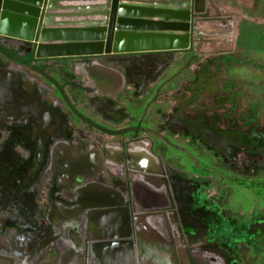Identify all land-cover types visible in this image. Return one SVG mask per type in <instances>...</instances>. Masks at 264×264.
Here are the masks:
<instances>
[{
    "label": "rangeland",
    "instance_id": "374dc122",
    "mask_svg": "<svg viewBox=\"0 0 264 264\" xmlns=\"http://www.w3.org/2000/svg\"><path fill=\"white\" fill-rule=\"evenodd\" d=\"M206 12L202 33L193 38L192 32L190 47L179 53L119 54L114 60L98 61L99 67L96 61L87 63L88 75L75 70L73 65L83 66L79 62L46 71L64 87L76 111L93 123L125 132L101 133L70 113V127L76 136V146L71 147L82 148L78 150L83 154L91 147L101 150L106 145L107 152L109 147L121 151L110 144L144 140L145 144H138L154 148L162 158L169 195L152 192L139 183L135 184V201L130 198L129 202L130 206L135 203V213L149 210L152 215H161L164 213L160 211L165 210L169 231L166 226L163 229L171 234L175 251L184 247L189 256L209 264H264V0H209ZM196 29L200 31L199 23ZM7 62L12 64L11 60ZM12 71L20 79H32L39 94L63 103L62 94L36 73L23 68ZM107 71L119 72L123 83L117 93L103 96L94 84L107 79ZM165 94L170 95L173 106L163 97ZM174 99L180 102L175 104ZM62 111L69 117L71 111L66 106ZM0 134L2 144L8 135ZM65 145L57 143L52 148L49 165L42 170L29 162L31 167L23 185H12L13 193L17 188L24 190L27 198L19 199L13 193L6 198L0 196V254L9 257L12 264H23L28 256L35 258V249L27 253L26 245H34L38 235L46 232L50 239L54 238L57 232L51 228L52 213L57 206L68 205L73 210L81 203L82 191L84 196H101L76 187L84 183L82 177L89 179L82 172L94 171L96 159L100 158L104 168H111L109 156L104 165L99 151L92 148L84 157L76 150L73 157L74 151ZM23 151L16 147L13 154L24 156ZM60 160L77 163L71 175L76 177L75 183L65 180L68 167ZM161 168L159 172L150 168L155 178L161 177ZM125 172L122 177L107 172L96 178L113 177V184L125 187L124 181L130 178L128 166ZM54 187L60 193L65 188L72 190L64 192L59 201L52 195ZM146 192L155 198H146ZM90 202L94 207L86 205L87 208H100L96 200L91 198ZM146 202L148 207L139 208ZM59 213L62 215L55 217L57 225L62 223L70 229L72 217L66 218L69 215L62 210ZM42 239L39 241H45L46 235ZM57 243L58 240L52 243L53 248L49 247L45 264H57L61 249ZM135 243H139L136 234ZM47 247L33 264L46 258Z\"/></svg>",
    "mask_w": 264,
    "mask_h": 264
},
{
    "label": "flooded vegetation",
    "instance_id": "af4514ba",
    "mask_svg": "<svg viewBox=\"0 0 264 264\" xmlns=\"http://www.w3.org/2000/svg\"><path fill=\"white\" fill-rule=\"evenodd\" d=\"M3 54L4 53H2V55ZM29 54L31 53H27L26 55H20L18 53V55L22 58H27ZM134 54L137 56L139 55L144 56L141 53H134ZM2 55H0V71L10 70L11 72H13L12 71L13 69L15 70L18 69L19 71L20 68H23V69L36 73L38 76L42 77V79L47 81V83H50L55 89H57V91L60 94H62L63 103H60V101L57 100V98L55 100L54 99L55 97L52 98L51 96H48L46 94L45 95L39 94L38 90L34 86V81L32 79H25V80L24 78L20 79L19 75L13 72L16 74V77H17V86L19 88L18 91H19L20 96L17 98L6 96L5 98L0 99V132H4L6 133V135H8L5 141H3L2 144H0V190L2 188V191L0 192L1 197L6 198L7 196H11V194L13 193L12 191L13 184L17 185L18 183H22L23 185V182L25 181L24 176L26 172L28 171V169L31 167V166L30 167L28 166L29 162H31V164L33 163L34 166L36 165V168L41 167L40 170H42L44 167H48L50 159H51L52 148L57 143H64L66 144L65 145L66 147H68L71 151H74L73 157L76 156L74 155L76 150L82 149V148L74 149L73 147H71L72 145L76 146V141H75L76 136H75L74 128L70 127L71 126L70 113H72L76 119L80 120L82 124H85V125L88 124L89 128H93V129L96 128L101 133H105V134L107 133L108 135L109 134L110 135L111 134L112 135L113 134L122 135L125 133L124 129L113 130V129H109L108 127L93 123V121H91L88 117L82 115L79 111H76V108L69 100L68 95L64 92V87L46 71V69H51V70L57 69L58 70L60 67L63 66L62 64L58 62H54L50 64L48 60H45V59L40 60V59L35 58L37 61L34 64L36 65V67L45 68L44 71L48 75V77H46L43 74L35 71L34 69L21 65L20 63L14 60L12 61V64H10L9 62H7V60H5L6 58L5 56H3L5 58H2ZM117 56H119V54H110V55L103 54L101 56H96L94 58H91L89 61V64L90 63L92 64L94 63V61H96V64L99 67L98 61L105 62L107 60H114L116 58H119ZM79 63H81L83 66H77L78 64H75L73 65L75 70L76 71L79 70L81 71V73L88 75V71L87 69H85L87 62L80 61ZM8 65L9 67L7 68ZM16 66H19L20 68H17ZM116 84H117L116 82L113 83V80L111 77L107 76V79H105L102 83L101 82L100 84L95 83L94 86L96 87L99 86L97 88L98 93L102 92V95L104 96L106 94L108 95V93L110 94L117 93L118 91H116L115 89V87H117ZM169 96H170L169 94H165L163 97L167 99L169 105L173 106L174 102L171 99H169ZM174 101H175V104H178L180 102V101L178 102L176 99H174ZM19 103L20 105H23V106H20ZM65 106L69 109V111H71L68 114L69 117H67L63 113V111L61 112V108H65ZM137 130L138 128L135 129V131ZM131 132L132 130L131 131L129 130V133ZM80 134L81 133L77 135V138H80L81 136ZM19 141L21 142V144L18 145ZM139 141L128 142L124 145L120 144L126 148L125 149L126 164L134 165L135 174H138V176L140 173H142L140 174L142 176L146 175L143 172V170H145L144 168L146 167V165H148L150 168L155 167L157 172H159L158 168L162 167L161 170L163 169L162 170L163 172L161 173V177L163 179L161 177H159V179L155 178V175H153L147 179V182L146 180L144 182L148 183L149 185L157 184L158 186L156 187H159L162 190L154 191V192L158 194H160V192H164L168 196L169 190H168V184H165L167 183L166 176H165L166 172L164 169L165 166L162 162V158H160L159 154L156 153L154 148L150 149L149 147V149L147 148L149 152L146 151L144 148H142L138 144V143L145 144L143 142L144 140L140 142ZM16 147L24 150L26 154L24 156L22 155L18 156V155L13 154V150H15ZM92 148L95 150L98 149L95 146V147L89 148V150ZM108 150L109 152H113L115 154L120 152L119 148H114V147H109ZM27 152L32 153L33 157L31 155H30L31 157L28 156ZM128 153L131 156H129ZM107 157L108 156H106V158ZM65 160L63 161L60 160L62 161L61 162L62 164L68 167L67 176L69 175V177L66 178L67 177L66 176L64 178L66 181L69 180V182L73 183L74 176H71V175L74 173L73 169H76L75 166L77 163H71L70 161H69L70 163H68V162H65ZM109 161H110L109 163L110 167L116 169V165L113 163L110 157H109ZM137 164H143V165L137 166ZM58 165L56 166V168L58 167ZM94 165H95L94 169L96 171L92 170L89 172L87 169L84 168L86 171L84 170L82 172L83 174L86 175V177H89V179L95 176L100 177L104 175L103 171L100 172L103 168L100 158L96 159ZM70 168L72 169V171H70ZM107 172L111 174L110 171L107 170ZM164 185H166V189ZM65 189H66L65 191L60 193L58 192L59 189L57 187L56 188L54 187V190L52 191V195H56V199L60 201L62 200L64 192H71L72 190L71 188H65ZM26 193L28 192H25L24 190L23 192H20L17 188L16 193H13V194H15L17 198L23 200L24 197L27 198ZM59 193L60 195H58ZM148 193L149 192H146L145 194L146 198H149L148 196L150 195H153L152 198H155V195L153 193H150V194ZM135 194H138V193L136 192ZM87 200L88 201L81 202L83 204L79 203V205L86 208V205L88 206L93 203V202H90L91 198L88 197ZM79 201L81 200L79 199ZM73 204H76V203H73ZM98 204L100 203L98 202ZM127 204L129 207L132 208V210H135V203L133 204V206H130V202H128ZM148 206H149L148 202H146L145 205H140V207L139 206L138 207L144 208ZM75 207L76 205L73 206V210L68 211L71 209V207L68 205L62 204L60 205V207L57 206L54 209L52 213L53 227L51 228H52V231L57 232V234L55 233L54 238L52 237L50 239L48 234L44 232L45 234L43 233V234L38 235V239H36L34 245L31 246L30 245L31 243H29V245H26L27 253H29V251L33 253L35 249L37 254L35 255V258L32 260L30 256H28L27 262H23V264H33V260L35 259L37 260L39 257V254H44L43 253L45 251L44 247L48 246L46 253H45L46 258L45 256H43L41 259V263H40V264H45L46 262L45 259H48L47 254L48 252H51L49 247H51L53 245L52 243L56 242L57 240H58L57 244L61 247V249L58 250L59 252L56 257L57 264H136L135 261H137V264H144V263H147V264H206L207 263L209 264L207 260H205L206 262L204 263L201 260V258L189 256L188 253L185 251L184 247L182 250L177 249V251H175L174 250L175 246L173 245L172 236L170 233L166 232L165 229H163V226H165V222L163 218L161 217L157 219L155 218V219L149 220V223L151 224L153 232L154 233L157 232L158 234V235L156 234L154 235H156V237L158 236L159 238L154 237L153 234L146 235V234H143L144 232L143 233L138 232L136 233V236H139V243L137 244L135 243V247L126 248L128 252L133 253L132 255L128 257L122 256L121 255L122 249L119 246V243H115V242L109 243V241L108 243L111 245H108V246L110 247L108 246L106 248L101 247L104 250V252H102L103 254L101 255L100 253L101 249L95 252V250H92V248L90 247V244L91 242L94 241V239H97L99 237V234H102L103 237H107V238L111 236V239L116 240L115 236L112 238V234L110 232L109 233L105 231L91 232V231H83V230L77 231L73 228L66 229V226H63L62 223L60 225H57V222H55L56 220L55 217H57V214H61L59 212H61L62 210L63 212H67L65 213V215H69L66 218L72 217L71 221L73 223H78V222L80 223V220L82 218H81V212L79 211L81 210L84 211L85 209L83 208L75 209ZM160 207H163V205H160ZM148 212L140 213V214L146 215V214L152 213L149 210ZM160 212L164 213L163 215L166 217V219L169 218L168 217L169 215L168 214L166 215L165 210L164 211L161 210ZM4 226L6 229L7 226L6 225ZM36 228L39 232L42 231L40 227L38 228L36 226ZM49 228L48 230H50ZM5 229H3L1 233L4 234L6 231ZM93 233L94 234L96 233V234L94 235ZM140 234H142V236H140ZM45 235L47 239L45 241H39L40 239L43 240L42 237ZM107 240L108 239H106V241ZM37 241L39 242L36 244ZM53 247L54 245L51 248ZM62 249L63 251H61ZM0 264H12V260L9 257H6L4 254H0Z\"/></svg>",
    "mask_w": 264,
    "mask_h": 264
},
{
    "label": "water",
    "instance_id": "95a60500",
    "mask_svg": "<svg viewBox=\"0 0 264 264\" xmlns=\"http://www.w3.org/2000/svg\"><path fill=\"white\" fill-rule=\"evenodd\" d=\"M65 1H100L103 5L97 10H79L72 16L53 15L57 5ZM199 1L205 0H155L153 6L159 8L138 11L179 21L151 22L127 17L125 12L131 8L125 5L127 0H47L43 29H39L45 0H0V37L23 41L28 53L33 52L36 59L183 50L190 47L191 31L201 21L193 17V13L203 12ZM67 18L97 21L78 32L48 29ZM67 33H86L91 37L52 44L55 40H64L58 38Z\"/></svg>",
    "mask_w": 264,
    "mask_h": 264
},
{
    "label": "crops",
    "instance_id": "0c3cea01",
    "mask_svg": "<svg viewBox=\"0 0 264 264\" xmlns=\"http://www.w3.org/2000/svg\"><path fill=\"white\" fill-rule=\"evenodd\" d=\"M102 3L103 2H100V1H79V2L65 1V2L59 3L57 7L54 9V11L52 12V14L62 15V16H72L74 13H76L79 10H83V11L97 10L102 7L101 6L103 5ZM153 3H156L155 0H127V3L125 5L131 8L129 9V11L125 12V15L129 17L130 19H140L143 21H151V22L179 21L175 19H168V18L165 19V18L159 17V15L157 14L155 16V14L153 15V14L144 12L142 10L138 11V9L159 8V7L153 6ZM46 4H47V0H45L44 7L42 9L39 29H43L42 18H43V15L46 13V8H45ZM208 6H209V0H205L203 3L199 1V7H203V12L197 15L193 13L194 18L198 17L201 19V21L199 22L200 31H197L198 29H192L191 31V34L193 32V38H195L197 34L202 33L201 29L203 28V23H205L204 22L205 19H202V17H204V15L207 13L206 10H208ZM192 8H193V5H192ZM88 19L79 20L77 18H67L60 22H57V24H55L54 26H51L48 29L58 30V31L59 30L72 31V32L83 31L85 27H87V25L97 21L96 19L94 20L93 19L90 20V18ZM138 22H141V21H138ZM138 27L139 26H137V32H140ZM86 37L89 38L91 37V35H88L86 33H69V34L67 33L61 38H58V39H64V40H55L54 42H52V44L60 45L63 43L74 42V40H78L82 38L85 39ZM66 40H69V41H66ZM175 51L176 53H179L182 51V49L175 50ZM0 55H2V53H0ZM3 56H5L6 58ZM2 58H5V60L7 61L8 60L13 61V59L9 58L5 54L2 55ZM91 58L92 57H61V58H51V59H45V60H48V62H51V63L58 62L62 65H66V64L71 65L73 63L80 62V61L89 63ZM107 76L112 78L113 83L114 82L117 83L116 84L117 87H115V89L116 91H118L122 85V80H121V76L119 72L112 71L111 73L107 71ZM92 82L95 83L93 80ZM18 89L19 88L17 86L16 74L11 72L10 70L0 71V99L5 98L6 96L15 97V98L19 97L20 94H19ZM99 93H102V92H99ZM110 145H113V146L117 145L120 148H122V150L116 154L113 152H109V151L107 152L106 150L107 145H106L104 149L103 148L101 150L97 149V151L101 153L102 161L105 159L103 161L104 165H106V160H107L106 156L108 155L112 159L113 163L116 165V169H111L105 166V168L103 167V169L100 172L103 171V174L104 173L106 174L108 170L111 172L112 176L120 175L122 177L125 173V167L128 166V169L130 171V178H129L130 181L129 180L124 181L126 185L125 187H117L115 184H113L114 183L112 181V179H114L113 177H110L108 180H98L96 178L97 176L90 178V179H85V177L80 176L83 178L82 180L84 181V183L82 184V186L76 187L77 190L79 189L81 191L82 189L83 190L87 189L86 192L89 194L97 193L101 195L100 196L101 198L100 197L95 198L94 196H91V197L84 196V193L82 191L81 193H79L81 196L83 195L80 198L81 200L80 202L88 201L87 198L89 197V198H92V200H96V202H99L100 208L95 210V208L90 209L87 207L86 208L82 207L81 205H78V206L76 205L77 208H83L85 210L79 211L81 212V218H82L80 220V223L79 222L73 223L74 226H69V227L77 231L78 230L79 231H82V230L91 231V232L105 231L108 233L109 232L112 233V235H115L116 240L111 239V236L107 238V237H103L102 234H99V237L97 239H94L93 242H91L90 247L92 248V250H95V252H97L96 249H101V247L106 248L108 245H111L109 243H114V242L119 243V246L122 249L121 255L124 257L126 256L128 257L132 255L133 253L128 252L126 248L135 247V234L136 233L150 232V234L152 233L153 236L155 237L151 224L149 223L150 219H155V218L157 219V218L162 217L165 223L167 222V220L163 214L161 215L143 214L142 215L137 212L135 213V210H132V208L128 206L127 203L129 202L130 198H133V200H135L134 196H135V192L137 191L135 190V184L140 183L144 185L145 188L150 189L152 191H161L162 189H160L159 187H156L158 186L157 184L149 185L148 183L144 182L145 180L147 182V179L150 176H153L154 174V173H151L152 169H150L148 165H146V167L144 168L145 170H143V172L144 173L147 172L149 173V175L147 174V175L142 176L139 174V176L135 177V166L132 164L131 165L126 164V158H125L126 148L120 144H110ZM144 149L149 152L147 148H144ZM77 152H80V151H77ZM89 152L90 150H88L86 154H83L80 152V155L85 157L89 154ZM85 164H89V163H85ZM139 165L142 166L143 164H137V166ZM75 178L76 177L73 178L74 183L76 181ZM138 178H140L141 180ZM164 187L166 189V185H164ZM78 196H76L75 198L76 200L79 199ZM91 211L93 212L92 214H91ZM165 226L167 228L166 224ZM106 239L108 240L106 241ZM100 253H102V249Z\"/></svg>",
    "mask_w": 264,
    "mask_h": 264
},
{
    "label": "trees",
    "instance_id": "16d2710c",
    "mask_svg": "<svg viewBox=\"0 0 264 264\" xmlns=\"http://www.w3.org/2000/svg\"><path fill=\"white\" fill-rule=\"evenodd\" d=\"M0 52L4 53L6 56H8L9 58L13 59L14 61L20 63L21 65L32 68L35 71H37V72L43 74L44 76L48 77L47 73H45V71H44L45 68L36 67V65L34 64L37 60L35 59V56L33 53L29 54L27 56V58H22L18 55L17 52L7 49L3 45H1V43H0Z\"/></svg>",
    "mask_w": 264,
    "mask_h": 264
},
{
    "label": "built area",
    "instance_id": "2783aa9c",
    "mask_svg": "<svg viewBox=\"0 0 264 264\" xmlns=\"http://www.w3.org/2000/svg\"><path fill=\"white\" fill-rule=\"evenodd\" d=\"M0 43L6 48L13 49L20 55H26L28 53L27 47L24 42L14 38L1 37ZM51 64V62H49Z\"/></svg>",
    "mask_w": 264,
    "mask_h": 264
},
{
    "label": "bare ground",
    "instance_id": "6f19581e",
    "mask_svg": "<svg viewBox=\"0 0 264 264\" xmlns=\"http://www.w3.org/2000/svg\"><path fill=\"white\" fill-rule=\"evenodd\" d=\"M90 206H92V205H90ZM92 207H94V206H92ZM153 237V236H152ZM156 237V236H155ZM157 238V237H156Z\"/></svg>",
    "mask_w": 264,
    "mask_h": 264
}]
</instances>
